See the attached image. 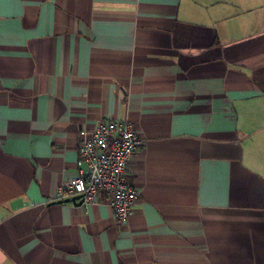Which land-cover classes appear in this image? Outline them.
Segmentation results:
<instances>
[{
    "label": "crops",
    "instance_id": "0c3cea01",
    "mask_svg": "<svg viewBox=\"0 0 264 264\" xmlns=\"http://www.w3.org/2000/svg\"><path fill=\"white\" fill-rule=\"evenodd\" d=\"M110 121L124 223L58 197ZM0 264H264V0H3Z\"/></svg>",
    "mask_w": 264,
    "mask_h": 264
},
{
    "label": "built area",
    "instance_id": "2783aa9c",
    "mask_svg": "<svg viewBox=\"0 0 264 264\" xmlns=\"http://www.w3.org/2000/svg\"><path fill=\"white\" fill-rule=\"evenodd\" d=\"M79 135L76 176L60 188L58 197L80 196L84 205L105 201L114 219L124 223L138 195L129 182L127 168L141 138L132 124L122 121L101 123Z\"/></svg>",
    "mask_w": 264,
    "mask_h": 264
},
{
    "label": "water",
    "instance_id": "95a60500",
    "mask_svg": "<svg viewBox=\"0 0 264 264\" xmlns=\"http://www.w3.org/2000/svg\"><path fill=\"white\" fill-rule=\"evenodd\" d=\"M65 201L66 202H72V203H74L76 205H81L82 204V199H81L80 196H75V197H73L71 199H68V200H65Z\"/></svg>",
    "mask_w": 264,
    "mask_h": 264
},
{
    "label": "snow or ice",
    "instance_id": "6c2138e0",
    "mask_svg": "<svg viewBox=\"0 0 264 264\" xmlns=\"http://www.w3.org/2000/svg\"><path fill=\"white\" fill-rule=\"evenodd\" d=\"M3 2V0H0V3H2Z\"/></svg>",
    "mask_w": 264,
    "mask_h": 264
}]
</instances>
